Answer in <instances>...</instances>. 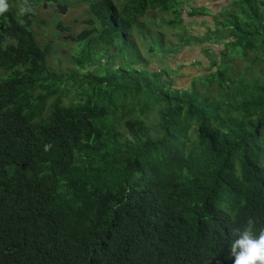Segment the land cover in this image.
I'll use <instances>...</instances> for the list:
<instances>
[{
    "label": "trees",
    "instance_id": "trees-1",
    "mask_svg": "<svg viewBox=\"0 0 264 264\" xmlns=\"http://www.w3.org/2000/svg\"><path fill=\"white\" fill-rule=\"evenodd\" d=\"M8 3L0 264H232L226 229L264 228V0H231L203 38L181 32L182 0ZM58 5H81L85 28ZM67 42L71 65L53 58ZM206 42L224 46L217 70L189 88L150 67Z\"/></svg>",
    "mask_w": 264,
    "mask_h": 264
},
{
    "label": "rangeland",
    "instance_id": "rangeland-1",
    "mask_svg": "<svg viewBox=\"0 0 264 264\" xmlns=\"http://www.w3.org/2000/svg\"><path fill=\"white\" fill-rule=\"evenodd\" d=\"M182 1L184 2L185 7L184 17L187 18L185 20V24L187 27H185L184 30L181 32H185L187 35L192 34L195 36H202L203 38L205 34H207L208 32L210 33V31H208L209 28L213 29V25L215 24V21L213 20L214 17L218 16L221 13L223 7L226 6L231 0ZM192 7H199L198 9L200 10L198 12L200 13H203L205 8L211 9V13L207 16L198 15L191 18L187 15L189 9H192ZM47 9L49 8L47 7ZM51 11L54 14H57L54 9ZM40 15L45 19V22L52 21L51 18L53 14H46L40 12ZM62 17L65 25L72 27V33L74 34L79 33L85 28L84 19L87 18V16L85 9L81 5H79L75 9H71L68 7V11L65 14H62ZM66 35L67 32H64L61 37H53L50 28L44 27L43 29H40L38 39L41 42H44L46 39L52 38L54 40H57L58 42H62L65 40ZM53 46L59 47L60 44L54 43ZM223 47V45H215L211 44L210 42H206L204 44L201 43L198 45H189L186 46L181 52L174 53L169 59L164 60L160 67L157 66L156 63H151L150 67L160 70H162V67L168 70H173V73H171V77L173 78L174 83H176V86L180 89L189 88L194 78L204 76L210 72H214L217 70V67L214 66L213 61L215 60V57H220V52L224 50ZM205 48H209L210 53H205L203 50ZM59 49L62 50L59 51L57 55L53 56L54 60H60L64 65H68L72 54L75 52L74 45L70 42H67L64 47H61ZM212 55L214 56V58L212 57ZM246 63L249 65L248 62ZM246 63L240 60L235 62V65L238 67V74L246 72ZM250 74L251 73L247 74L246 76L249 77ZM253 75H258L257 69H255Z\"/></svg>",
    "mask_w": 264,
    "mask_h": 264
},
{
    "label": "clouds",
    "instance_id": "clouds-1",
    "mask_svg": "<svg viewBox=\"0 0 264 264\" xmlns=\"http://www.w3.org/2000/svg\"><path fill=\"white\" fill-rule=\"evenodd\" d=\"M9 10L8 0H0V16ZM31 11L30 7L20 9L21 14ZM50 145H45L47 149ZM228 234L229 259L232 264H264V228H257V221L249 217L234 228L226 229Z\"/></svg>",
    "mask_w": 264,
    "mask_h": 264
},
{
    "label": "water",
    "instance_id": "water-1",
    "mask_svg": "<svg viewBox=\"0 0 264 264\" xmlns=\"http://www.w3.org/2000/svg\"><path fill=\"white\" fill-rule=\"evenodd\" d=\"M57 7H58V11L61 15L65 14L68 11V6H66V5H58Z\"/></svg>",
    "mask_w": 264,
    "mask_h": 264
},
{
    "label": "crops",
    "instance_id": "crops-1",
    "mask_svg": "<svg viewBox=\"0 0 264 264\" xmlns=\"http://www.w3.org/2000/svg\"><path fill=\"white\" fill-rule=\"evenodd\" d=\"M228 1V0H227Z\"/></svg>",
    "mask_w": 264,
    "mask_h": 264
}]
</instances>
